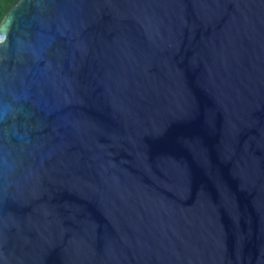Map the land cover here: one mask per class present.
Instances as JSON below:
<instances>
[{"label": "water", "instance_id": "95a60500", "mask_svg": "<svg viewBox=\"0 0 264 264\" xmlns=\"http://www.w3.org/2000/svg\"><path fill=\"white\" fill-rule=\"evenodd\" d=\"M0 264H264V0H20Z\"/></svg>", "mask_w": 264, "mask_h": 264}, {"label": "trees", "instance_id": "16d2710c", "mask_svg": "<svg viewBox=\"0 0 264 264\" xmlns=\"http://www.w3.org/2000/svg\"><path fill=\"white\" fill-rule=\"evenodd\" d=\"M20 0H0V25L3 22L9 11L19 2Z\"/></svg>", "mask_w": 264, "mask_h": 264}]
</instances>
